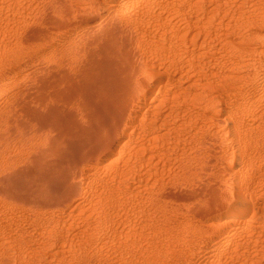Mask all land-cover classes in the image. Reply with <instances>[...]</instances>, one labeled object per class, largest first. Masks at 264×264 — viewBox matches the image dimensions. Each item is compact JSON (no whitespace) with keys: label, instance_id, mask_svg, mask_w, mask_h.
<instances>
[{"label":"rangeland","instance_id":"rangeland-1","mask_svg":"<svg viewBox=\"0 0 264 264\" xmlns=\"http://www.w3.org/2000/svg\"><path fill=\"white\" fill-rule=\"evenodd\" d=\"M122 1L0 0V260L264 264V140L238 138H264V0ZM243 64L260 99L232 118L219 100ZM234 184L247 217L208 257L188 236L216 231L209 203Z\"/></svg>","mask_w":264,"mask_h":264},{"label":"bare ground","instance_id":"bare-ground-1","mask_svg":"<svg viewBox=\"0 0 264 264\" xmlns=\"http://www.w3.org/2000/svg\"><path fill=\"white\" fill-rule=\"evenodd\" d=\"M122 1V0H121ZM132 2V0H123L122 1V5H126V4H130ZM219 5L218 3H216L215 6ZM98 14V13H97ZM98 19L96 20L95 23H97ZM264 27H260V31L261 29H263ZM85 31L88 33H91L90 31H93L95 29V25H86L85 26ZM262 32V31H261ZM257 52V54L259 55V66H264V41H262L259 45V48L255 51ZM51 53L48 54V52L45 54H43V57L44 58H49ZM247 64V62H245ZM236 71V70H235ZM236 76H231L232 79H231V84L229 86V88L232 89V92L227 94L225 97L221 98L219 101L223 104V108L224 110L227 111V115H230L232 118H239L241 116H243L242 114L240 113H243L244 112V109H248V108H251L250 111H248L249 113L252 114L253 112V108H254V103H256L259 99H260V95L259 96H255L252 97L251 96H248L245 91L239 89V82H241V80L243 78H246V80L248 79V77L250 76L248 73H247V70L245 69V65H241L240 67H238L237 71L235 72ZM264 74V72H263ZM263 76V75H262ZM264 78V77H262ZM249 80V79H248ZM147 88V87H146ZM241 90V91H240ZM154 93V86H149L145 91H144V96H151L152 94ZM241 97V98H240ZM238 99H240V101H238ZM252 99V100H251ZM234 103H237L236 107L235 108V111H231V107L234 105ZM108 109V108H107ZM106 109V110H107ZM233 109V108H232ZM110 112V111H109ZM246 112V111H245ZM240 114V115H239ZM105 126V125H104ZM238 138L240 139L241 143L243 144L244 146V152H249V151H252V150H255L257 149L261 144L262 142L260 141H263L264 138L260 137L259 134H255V133H244L242 132L241 130L238 132ZM52 150V149H51ZM43 152V151H42ZM49 152V151H48ZM68 152V151H67ZM38 155V154H37ZM54 155V153H53ZM238 154H234V156L232 157L233 159L235 158H239V156H237ZM68 156V155H67ZM113 156V152H109V153H106V156H105V159L108 157L109 159L112 158ZM235 157V158H234ZM50 158V157H49ZM65 158V157H64ZM72 158V157H70ZM69 158V159H70ZM73 160V159H72ZM72 164V163H71ZM34 165V164H33ZM11 168V167H10ZM38 169V168H37ZM65 169V168H64ZM91 169V168H90ZM95 169V168H94ZM93 169V171H94ZM12 170V169H11ZM19 170V169H17ZM44 170V168H43ZM89 170V168H88ZM92 170V169H91ZM13 171V170H12ZM65 171V170H64ZM86 171V170H85ZM90 171V170H89ZM7 172V171H6ZM92 172V171H91ZM5 173V172H3ZM18 173V172H17ZM85 173V172H84ZM90 173V172H89ZM6 174V173H5ZM13 174V172H12ZM87 174V173H86ZM41 175V174H40ZM41 178V177H40ZM2 179V178H1ZM55 181V180H54ZM1 182V181H0ZM3 185V184H1ZM64 189V188H63ZM223 189H224V193L217 199H212L211 202L209 203L210 205L212 204H217L219 206H223L219 209H217V214H218V218L220 220V223H219V227L216 228V231L213 233V234H210L208 235L205 231H191L189 236L191 239H193L194 236H199L200 235V239H201V244L204 249L202 250L203 254L207 255L208 257H214V255L218 254V257L220 256L221 258L224 257L225 255H222V251L220 250L221 248L223 247H226L228 244H229V239H230V236L234 235L235 234V231L239 228V225L241 223L244 222L245 218L247 217V214H248V210H249V203H248V196H247V193L245 194V192L243 191V188L240 187V185H236L234 184L233 186H229V185H226V186H223ZM33 190V189H32ZM55 190V189H54ZM255 188H251L249 189L250 193L251 192H254ZM49 191V190H48ZM2 192V190L0 191ZM6 193H3L0 194L1 196ZM249 194V192H248ZM8 196H10L8 194ZM7 196V197H8ZM36 196V195H35ZM3 197V196H2ZM10 198V197H9ZM12 198V197H11ZM5 199H7L5 197ZM5 199H4V202H5ZM9 200V199H7ZM57 201V200H56ZM212 203V204H211ZM33 204H36L38 206H50L51 204H49L47 202V205H44L46 203H33ZM225 210H229L228 213H224ZM108 223V222H107ZM109 224H105L101 230L99 231H102L104 232L105 229L106 230H110L112 229L111 227H108ZM252 228H256V229H259L260 232L264 235V214L261 212H259L258 214V217L256 219H254L252 221V225H251ZM234 231V232H233ZM116 232V231H115ZM220 232H223V235L221 237V239H216V236L218 235V233ZM101 235V233H99V236ZM98 236V237H99ZM196 238V237H195ZM198 238V237H197ZM191 241V240H190ZM194 241V240H193ZM196 241V240H195ZM199 241V240H198ZM194 243V242H193ZM197 243V242H196ZM195 243V244H196ZM17 244L21 245L22 242H17ZM119 246H121V250L123 251V253L125 254H130L131 256H133L130 252L132 251H129V243H128V240H123V242L121 243V240L120 242L118 243ZM23 246V245H22ZM85 246V245H84ZM83 246V247H84ZM81 248L80 247H77L75 253H79V251L83 250L82 252H84V256L82 257V259H79L80 257H77L75 256V262L78 263L80 261H82L83 263H87V264H93L92 261L93 259L97 260V258H94V254L96 253V251H88L89 247L87 248V246H85L84 248ZM120 248V247H119ZM157 253V252H156ZM160 253V252H159ZM193 253V252H192ZM1 254V253H0ZM134 254V253H133ZM136 254V252H135ZM163 254V253H162ZM165 254H167L165 252ZM227 254H229V252H227ZM79 255V254H78ZM82 255V253H81ZM195 255V254H194ZM3 256V255H2ZM5 256V255H4ZM162 256V255H160ZM164 256V255H163ZM13 257V256H12ZM205 257V256H204ZM10 257H7L5 260H0V264H8L7 262H13V258H10ZM162 259L164 257H161ZM160 258V259H161ZM167 258V257H166ZM21 262L24 263V259H22L21 257L18 258ZM203 259V258H201ZM17 260V259H16ZM15 260V261H16ZM99 261H97L98 264H105L104 261L101 259H98ZM165 260V259H164ZM213 260V259H211ZM14 261V262H15ZM18 261V260H17ZM205 261V260H204ZM207 261V260H206ZM209 261V259H208ZM207 261V262H208ZM11 262V263H12ZM19 262V261H18ZM94 262V261H93ZM200 262V261H198ZM198 262H195V263H198ZM210 262V261H209ZM82 263V264H83ZM137 263V261L135 262ZM150 263V262H149ZM175 264H194L192 261H181L179 259H175ZM202 263V262H201ZM211 263V262H210ZM14 264V263H12ZM17 264V262H16ZM22 264V263H21ZM79 264V263H78ZM81 264V263H80ZM96 264V263H95ZM138 264H148L146 261L144 260H141L139 261ZM204 264H206L204 262ZM214 264V263H213Z\"/></svg>","mask_w":264,"mask_h":264}]
</instances>
